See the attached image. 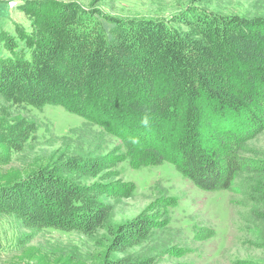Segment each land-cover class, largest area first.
I'll list each match as a JSON object with an SVG mask.
<instances>
[{
    "label": "trees",
    "instance_id": "trees-1",
    "mask_svg": "<svg viewBox=\"0 0 264 264\" xmlns=\"http://www.w3.org/2000/svg\"><path fill=\"white\" fill-rule=\"evenodd\" d=\"M204 1L172 20L112 18L78 3L18 7L32 20L1 37L0 95L35 108L64 106L120 144L103 154L92 143L81 157L1 186L0 211L59 230L107 228L114 251L136 245L159 228L157 208L114 231L103 187L74 178H114L126 159L136 169L170 163L208 192L256 172L264 199V167L255 170L241 155L245 141L264 131V17L212 15L195 8ZM104 264L152 263L108 256Z\"/></svg>",
    "mask_w": 264,
    "mask_h": 264
},
{
    "label": "rangeland",
    "instance_id": "rangeland-1",
    "mask_svg": "<svg viewBox=\"0 0 264 264\" xmlns=\"http://www.w3.org/2000/svg\"><path fill=\"white\" fill-rule=\"evenodd\" d=\"M26 2L78 3L125 20H172L193 5V0H26L21 5ZM195 8L218 16L264 17V0H205ZM31 20L29 13L0 2L4 54L1 37L13 35L16 26L29 28ZM89 124L64 106L35 108L0 95V187L39 168L81 157L92 143L103 154L120 144L98 125ZM245 142L241 155L262 169L264 131ZM115 169L111 179L75 175V182L103 187L100 198L112 207L107 226L114 231L156 207L159 228L150 239L114 251L115 237L107 228L91 234L59 230L30 225L14 213L0 211V264H104L108 256L148 259L152 264H264V218L258 214L264 212V199L256 192L263 184L260 174L246 172L230 190L208 192L170 163L136 169L126 159ZM117 190L124 196L115 195Z\"/></svg>",
    "mask_w": 264,
    "mask_h": 264
},
{
    "label": "built area",
    "instance_id": "built-area-1",
    "mask_svg": "<svg viewBox=\"0 0 264 264\" xmlns=\"http://www.w3.org/2000/svg\"><path fill=\"white\" fill-rule=\"evenodd\" d=\"M26 0H0V2L6 3L10 10H16L20 7L21 3Z\"/></svg>",
    "mask_w": 264,
    "mask_h": 264
}]
</instances>
